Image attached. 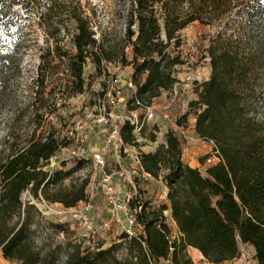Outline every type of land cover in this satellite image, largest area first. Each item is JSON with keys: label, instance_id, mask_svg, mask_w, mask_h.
<instances>
[{"label": "trees", "instance_id": "obj_1", "mask_svg": "<svg viewBox=\"0 0 264 264\" xmlns=\"http://www.w3.org/2000/svg\"><path fill=\"white\" fill-rule=\"evenodd\" d=\"M36 1L0 0L2 258L18 264H192L187 253L192 248L209 264H222L239 258L240 243L252 246L257 264H264V127L253 113V101L264 92L258 84L264 63V0H238L245 16L243 32L250 34L243 47L220 33L205 45L210 74L195 83L196 100L189 106L194 132L213 145L217 163L204 174L189 166L182 160L180 141L168 131L164 144L142 153L140 161L143 171L165 186L166 204L150 208L148 203L130 201L142 233L131 237L122 233L99 250L55 242L56 232L64 226L46 220L35 204L43 201L75 208L85 200L88 184L82 179L64 185L72 171L64 169L63 161L52 171L45 168L74 140L65 127L57 129L51 121L59 117L52 95L66 99L82 95L102 75L107 83L115 78L107 65L114 64L118 71L131 69L134 91L129 110L152 105L176 83L174 66L183 64L180 55L169 51L181 46L177 34L195 23L218 26L232 4L230 0H129L122 37H116L92 24L81 0H74V6L69 0H48L41 16L47 31L45 45L23 104L16 82L24 75L32 45L18 29L21 17L14 7L26 12ZM63 16L73 24L72 53L65 49L60 31L66 26ZM87 63L95 75L84 74ZM108 87L103 85L96 93L99 103ZM132 130L128 122L121 126L124 144L133 142ZM154 139L151 135L149 140ZM24 193L29 197L23 201ZM165 212L174 223L175 236ZM121 249H125L123 256L118 255Z\"/></svg>", "mask_w": 264, "mask_h": 264}, {"label": "rangeland", "instance_id": "obj_2", "mask_svg": "<svg viewBox=\"0 0 264 264\" xmlns=\"http://www.w3.org/2000/svg\"><path fill=\"white\" fill-rule=\"evenodd\" d=\"M69 1H72V6H74V0ZM230 2L232 4L231 10L222 18L218 26L210 28L195 23L177 34L181 46L178 49H169L173 55H180L183 61V64L174 66V75L177 79L174 84L176 94H173V85L169 91L162 93L160 97L153 101L152 105L156 107V115L152 119L144 121L142 140L139 142V147L143 151H148L151 147L150 142H152L149 140L151 135H154V140L158 144H161L164 141V136L162 138L160 133L165 135L168 131H171L181 143L182 160L188 165L198 168L202 174H204L207 167L218 161L216 153L213 151V145L202 141L195 134L193 109L189 106L190 102L196 100L195 83L207 80L210 74L209 58L206 54L205 45L217 33H220L222 37H230L242 47L243 40L250 38L247 31L243 32L245 16L237 5L238 0H230ZM128 3L129 0H81V4L85 7L86 13L84 14L89 13L92 24L105 29V31H111L116 37H122L123 21ZM48 5V0H37L35 5L26 9V12H22L19 6L14 7V12L21 17L18 21V29L30 40L32 45L24 61V75L16 82L17 93L23 104L27 100V87L39 62L40 48L45 45L44 40L47 31L41 24V16L46 12ZM62 19L66 21L65 29L61 28L60 30L64 34L63 43L65 49L72 53L74 49L70 40L73 24L66 19V16H63ZM261 35L264 37V34ZM94 36L98 37L97 31H95ZM127 49L126 52L130 57L131 52ZM107 67L109 72L115 73L113 80L106 83L107 80H104L103 75L98 76L87 92L70 99L56 94L52 95L53 107L59 115L57 120L54 117L51 120L53 125L57 129L65 127L64 131H69L67 135L74 137L73 142L67 147L73 148L75 154L69 157L68 160L63 161L65 163L64 169L72 171V174L64 181V185H69L71 181L79 182L82 179L89 181L94 169L91 161L92 154L102 149L106 151L104 155L107 163L106 170L113 173L115 179L117 177L115 172L119 173L118 162H121V166L125 167L126 170L132 169L133 163L130 162V158H126L118 152V149L115 150L111 144H107V132L112 123L110 115L128 116L130 112L128 101L133 93V88L128 86V79H130L131 69L126 67L118 71L114 64H109ZM260 70L263 74L260 75L258 84L263 87L264 63L261 65ZM84 74L95 75L88 63L84 67ZM34 84H36V81ZM103 85L109 86L108 93L104 95V100L101 99L99 103L96 93L102 91ZM48 91L49 88H46L45 93H48ZM47 97L45 96V98ZM107 100L114 102V105H110L109 110H107ZM261 103H264V92L261 95L259 94L253 101L255 107L253 113L256 115V119L263 123L264 127V108ZM102 105H104L105 110H103ZM164 107H167V109H163ZM144 112L143 107L132 111L139 120L143 119ZM164 114L167 119L163 118ZM184 115L186 116L183 119ZM63 153L66 152L62 148L50 160L45 167L46 170L52 171V169L60 167L61 160L59 157H63ZM125 179L128 180L127 177ZM98 181L99 179L96 177L95 182L98 190H96L93 206L89 209H86L82 203H79L75 208L65 209L57 203L35 202L46 220L64 226L63 231L56 232V235L60 237L59 233H62L65 239L64 242L80 244L82 249L91 245V237L96 242L103 244L104 248L109 247L111 242L117 240L118 235L125 227L126 217L107 203L106 195L101 186L98 185ZM132 182L135 186L133 200L148 203L150 208H158L166 204V188L160 181L151 178H134ZM118 196V203H120V193ZM27 197L29 195L24 193L21 198L24 201ZM164 215L168 225L171 224L169 213L165 212ZM106 223L109 225V229L104 228ZM170 229L171 234L175 236L176 229L174 226H170ZM59 241H61V238H55V242L58 243ZM239 250V258L222 264H257L252 246L239 243ZM124 253L125 249H121L118 255L123 256ZM187 253L192 264H209L195 249L188 248ZM0 264L18 263L4 260L0 252ZM160 264H163V262Z\"/></svg>", "mask_w": 264, "mask_h": 264}, {"label": "built area", "instance_id": "obj_3", "mask_svg": "<svg viewBox=\"0 0 264 264\" xmlns=\"http://www.w3.org/2000/svg\"><path fill=\"white\" fill-rule=\"evenodd\" d=\"M96 37V36H95ZM128 86L133 88L134 87L131 83V79H128ZM175 85L173 86V94L175 95ZM132 91V92H133ZM133 94V93H132ZM132 98V95L131 97ZM108 105H114V102L112 100H107ZM135 104L139 105V103L136 101ZM103 110L104 105H102ZM145 112H144V117L142 120H139V118L132 113V111L129 112L128 116H123V115H113L111 117V128L107 132V144H111L112 148L117 150L121 154H123L126 158H130V162L133 163L132 169L126 170L125 167L121 166V162H118L119 166V173L115 172L117 177L116 179L114 178L113 173H109L106 170L107 163L106 159L104 157L105 155V150H99L95 151L92 154L91 161L93 164V172L91 179L88 181L86 190H85V200L81 202L86 209H89L93 206V201L96 196V190H98L97 185H96V177L99 179L98 185L101 186L102 191L106 195L107 203L109 205H112L116 210H118L120 213H122L125 217V227L123 228L122 232H120L119 235L122 233H125L127 236H137L140 233H142V227L137 224L136 221V213L137 211L135 209H130L128 204L130 200H133V195L135 193V186L132 180L134 178H151L148 174H146L142 167H141V155L142 153H148L154 151L158 145V142L156 140L150 142V149L148 151H143L139 147V142L142 140V129L144 126V121L145 120H150L156 115V107L153 105H150L148 107H144ZM163 109H167V107H164ZM162 113V112H161ZM164 119H167V116L164 114L163 115ZM124 122H128L130 126H132V135H133V142L131 144H124L121 137H120V128L123 125ZM160 135L164 136V141L161 144H164L165 142V135L160 133ZM107 147V146H105ZM104 147V148H105ZM66 153H63V157L60 156L61 161H66L68 160L69 157L75 154V150L73 148L65 147L63 148ZM62 148L60 149V151ZM127 177L128 180L125 179ZM152 179V178H151ZM119 193H120V203H118V198H119ZM104 228L109 229V225L106 223L104 224ZM118 235V236H119ZM61 238V241L59 242H64L65 239L63 237L62 233H59ZM114 239V238H113ZM114 242V241H113ZM111 242L110 245L113 243ZM109 245V246H110ZM90 250H99L103 249L104 245L96 242L93 237H91V245L88 247Z\"/></svg>", "mask_w": 264, "mask_h": 264}, {"label": "crops", "instance_id": "obj_4", "mask_svg": "<svg viewBox=\"0 0 264 264\" xmlns=\"http://www.w3.org/2000/svg\"><path fill=\"white\" fill-rule=\"evenodd\" d=\"M189 166H191V165H189ZM191 167H193V166H191ZM194 168V167H193ZM170 226H174V223L171 221V224H169V227ZM174 228H175V226H174Z\"/></svg>", "mask_w": 264, "mask_h": 264}, {"label": "water", "instance_id": "obj_5", "mask_svg": "<svg viewBox=\"0 0 264 264\" xmlns=\"http://www.w3.org/2000/svg\"><path fill=\"white\" fill-rule=\"evenodd\" d=\"M163 27V26H162Z\"/></svg>", "mask_w": 264, "mask_h": 264}]
</instances>
